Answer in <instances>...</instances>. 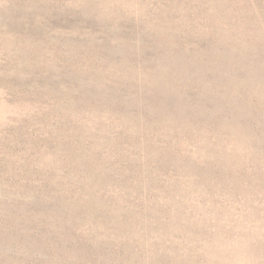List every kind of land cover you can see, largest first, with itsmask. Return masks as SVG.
<instances>
[{"label": "rangeland", "instance_id": "rangeland-1", "mask_svg": "<svg viewBox=\"0 0 264 264\" xmlns=\"http://www.w3.org/2000/svg\"><path fill=\"white\" fill-rule=\"evenodd\" d=\"M0 264H264V0H0Z\"/></svg>", "mask_w": 264, "mask_h": 264}]
</instances>
